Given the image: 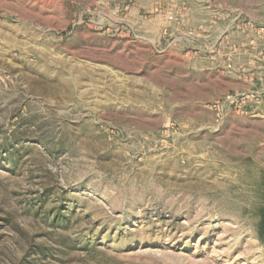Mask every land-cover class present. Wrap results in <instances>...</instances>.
<instances>
[{
    "label": "rangeland",
    "instance_id": "obj_1",
    "mask_svg": "<svg viewBox=\"0 0 264 264\" xmlns=\"http://www.w3.org/2000/svg\"><path fill=\"white\" fill-rule=\"evenodd\" d=\"M0 264H264V0H0Z\"/></svg>",
    "mask_w": 264,
    "mask_h": 264
}]
</instances>
